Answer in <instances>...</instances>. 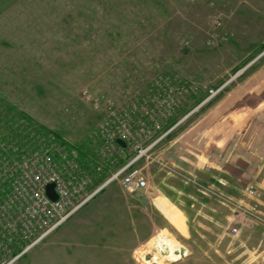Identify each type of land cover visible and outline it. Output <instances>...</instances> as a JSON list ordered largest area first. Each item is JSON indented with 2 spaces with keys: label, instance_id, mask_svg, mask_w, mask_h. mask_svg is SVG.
Instances as JSON below:
<instances>
[{
  "label": "rangeland",
  "instance_id": "1",
  "mask_svg": "<svg viewBox=\"0 0 264 264\" xmlns=\"http://www.w3.org/2000/svg\"><path fill=\"white\" fill-rule=\"evenodd\" d=\"M7 18L0 24L6 137L38 149L42 136L60 134L84 162L102 163L91 135L107 99L151 110L138 106L134 127L140 118L163 120L146 145L174 127L137 162L143 190L126 194L118 181L108 184L82 207L85 222H65L13 264H96L105 251L118 253L113 264H131L128 257L132 264H256L264 229L236 210L256 202L248 190L264 195V0H24ZM165 81L186 92L163 115ZM134 155L118 154L110 172ZM110 172L104 163L93 168L92 189ZM106 208L111 223L93 225L92 212ZM132 218L139 237L129 250L121 245L135 243ZM107 240L115 249H104Z\"/></svg>",
  "mask_w": 264,
  "mask_h": 264
},
{
  "label": "built area",
  "instance_id": "2",
  "mask_svg": "<svg viewBox=\"0 0 264 264\" xmlns=\"http://www.w3.org/2000/svg\"><path fill=\"white\" fill-rule=\"evenodd\" d=\"M161 81L158 80L157 84ZM165 83L159 91L167 94L161 102L165 105L163 111H158L163 115L170 113L180 102L178 96L186 92L184 86L172 89ZM210 93L212 96L216 92L211 90ZM84 94L91 97L88 90H84ZM93 101L98 105L102 99L95 98ZM104 102L107 114L91 135L94 142H100L98 155L102 163L89 160L84 162L80 150L62 142L55 133L42 136L44 145L31 149L23 147L0 131V264L15 263L108 184L118 181L126 194H133L147 186V179L137 167V162L147 157L150 148L174 127L161 133L152 144L146 145L149 137L161 131L163 120H158V117L153 121L140 118L138 127H134L131 113L141 106L145 109L142 113L149 116V108L137 101L130 109L118 108L110 99ZM118 138L126 142L125 147L117 142ZM128 148L133 149L134 157L125 159L122 166L111 173L118 154L125 153ZM103 163L111 175L101 186L92 189L93 168L101 169ZM50 183L55 184L58 194L56 200L47 194L46 187ZM247 194L257 197V191L253 188ZM239 207L255 219H263L257 200L248 206ZM238 231L237 227L232 228L233 233Z\"/></svg>",
  "mask_w": 264,
  "mask_h": 264
},
{
  "label": "crops",
  "instance_id": "3",
  "mask_svg": "<svg viewBox=\"0 0 264 264\" xmlns=\"http://www.w3.org/2000/svg\"><path fill=\"white\" fill-rule=\"evenodd\" d=\"M23 1L24 0H0V24L2 22H4V21L7 22L8 18L6 20L4 18L7 17V15L11 11H13V9H15ZM219 168L221 169L222 166H219ZM213 177L218 179V181H220L221 184L222 183L224 184V183L227 182V179L225 177H223L221 174L218 175V177H217V174H215ZM262 180H263V182L260 184V186L262 187V189H264V177H263ZM220 195L222 197V194H220ZM156 199L153 201V204H154L155 208L158 211H160V209L156 206V203H155ZM255 199L260 203V213H261L263 219L262 220H256L255 219L253 222L257 223L256 224L257 225L256 226V230H261V229H264V227L261 228L259 226V224L260 225H264V195L263 196L260 195V196L256 197ZM81 211H82V208L79 209L75 213V215L71 218V220H69V221L67 220L66 222H68V223L69 222H73V223L75 222L76 224L79 223L80 221L81 222H85L87 220V218H88V215H83V214L81 215L80 214ZM110 212H111V210L108 209V208H106V209H97V210L93 211L92 212L93 213L92 217L94 219L93 220V222H94L93 225H98V226H102V225H106V224L109 225V223H111V217H112ZM236 212L240 213L239 216L242 217V215H243L242 213H244L245 211L243 210V212H242L239 209H237ZM160 213L162 215H164L161 211H160ZM84 217L86 218L85 220L83 219ZM80 219H82V220H80ZM64 223L62 225H64ZM134 224H136V222H135L134 218H132L131 221H130V225H131V232H133V234H135V243L132 242L133 240H131V242L129 244L121 245L123 248H127L129 250H133L134 248L135 249L137 248L136 243L138 242V238L137 237H139V232L136 231V230L135 231L133 230ZM150 233H152V231ZM108 235H112V233H108ZM146 235H147L146 238H148V234H146ZM101 240L103 241L105 239L101 238ZM258 243H260V244H258L256 247H253V249H254V251H253V259L251 260V262L255 261L254 263H256V264H264V240L262 242H258ZM115 244L116 243H113L111 240L110 241L107 240V243L103 244V247H104V249H110V248L111 249H115V247H116ZM243 244H245V243H243ZM99 245H101V244H99ZM98 247H100V246H98ZM116 254H118V253L105 251V252H103L101 257L95 258L96 261H94V263H96V264H113L115 262L116 257H117ZM124 259H126V258H124ZM130 260H131V257H128L129 263L132 264L133 262L130 261Z\"/></svg>",
  "mask_w": 264,
  "mask_h": 264
},
{
  "label": "water",
  "instance_id": "4",
  "mask_svg": "<svg viewBox=\"0 0 264 264\" xmlns=\"http://www.w3.org/2000/svg\"><path fill=\"white\" fill-rule=\"evenodd\" d=\"M117 142L122 145V146H126V142L124 140H122L121 138L117 139ZM46 191L48 196L52 199V200H56L58 198V194L55 191V184L54 183H50L47 185L46 187Z\"/></svg>",
  "mask_w": 264,
  "mask_h": 264
},
{
  "label": "trees",
  "instance_id": "5",
  "mask_svg": "<svg viewBox=\"0 0 264 264\" xmlns=\"http://www.w3.org/2000/svg\"><path fill=\"white\" fill-rule=\"evenodd\" d=\"M22 116L27 117V116H25L23 114H22ZM57 135L60 136V134H57ZM80 152H81L82 155H84L82 151H80ZM82 155H81V158L83 159L84 157H82Z\"/></svg>",
  "mask_w": 264,
  "mask_h": 264
}]
</instances>
